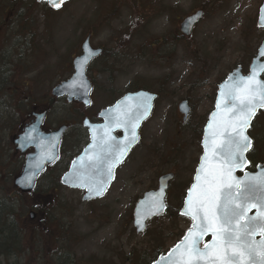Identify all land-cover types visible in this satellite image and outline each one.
<instances>
[{
  "label": "rangeland",
  "instance_id": "1",
  "mask_svg": "<svg viewBox=\"0 0 264 264\" xmlns=\"http://www.w3.org/2000/svg\"><path fill=\"white\" fill-rule=\"evenodd\" d=\"M262 1L71 0L52 11L36 0H0V200L15 206L19 225L30 233L27 252L10 264H151L180 239L191 222L176 210L201 156L199 131L216 85L237 66L247 74L256 57L264 39L256 26ZM198 12L201 19L184 36L180 25ZM88 36L104 54L87 69L93 90L90 108L83 109L52 99L51 91L70 79ZM135 89L159 98L138 147L101 198L84 202L83 192L60 185L56 174L65 154L34 195L13 189L23 164L13 139L33 112L46 111L44 131L68 126L63 148L70 151L84 130L82 117H94ZM183 100L193 108L186 123L177 108ZM253 129L257 165L264 163L263 115ZM169 173V211L136 234V202Z\"/></svg>",
  "mask_w": 264,
  "mask_h": 264
},
{
  "label": "snow or ice",
  "instance_id": "2",
  "mask_svg": "<svg viewBox=\"0 0 264 264\" xmlns=\"http://www.w3.org/2000/svg\"><path fill=\"white\" fill-rule=\"evenodd\" d=\"M49 2L59 8L63 0ZM261 55L264 56V52ZM259 72H264V64L252 69L247 77H230L232 84L227 91H221L225 101L231 102L230 107L225 105L231 115L221 118L215 126L212 123L208 125L209 129L214 128L211 156L218 163L206 167L205 162L209 161L206 140L205 155L195 177L198 183H194L189 190L183 213L191 216L193 225L183 241L170 251V264H264V239L258 245L251 239L257 232L264 237V171L248 176L246 180L233 182L231 177L234 169H242L248 164L244 154L251 148L252 142L245 133L257 108H264V81L257 80ZM80 87H85L83 82ZM140 107L146 114L147 107L142 104L132 117L124 120L133 129V140L129 144L135 139V127L141 118ZM216 107H221L219 100ZM215 116L216 113H213ZM120 122L117 120V124ZM127 148L128 145L113 148L105 144L103 154H97L89 167L101 177L106 174L110 179L112 167L120 162ZM79 179V186L87 187L90 193L100 195L104 191L103 178L85 183L86 177L81 174ZM160 207H163L162 202ZM257 208L256 214L247 215L251 209ZM208 233H211L212 240L201 248L200 241Z\"/></svg>",
  "mask_w": 264,
  "mask_h": 264
},
{
  "label": "water",
  "instance_id": "3",
  "mask_svg": "<svg viewBox=\"0 0 264 264\" xmlns=\"http://www.w3.org/2000/svg\"><path fill=\"white\" fill-rule=\"evenodd\" d=\"M67 0H63V3ZM38 3L47 4V6L52 10H57L59 8L54 7L49 0H36ZM61 6V5H60ZM201 18V13H197L192 17L186 18L181 24L180 31L184 36H189L193 26L197 23V21ZM257 28H264V0L259 9V17L256 23ZM261 52H264V40L257 51L256 57L250 62L248 74L244 75L242 73L241 67H237L233 70L226 79L218 86V90L216 93L214 109L209 116L206 127L204 128V134L202 139V155L199 159L198 165L195 169V175L193 177L192 184L189 188L192 189L194 183H198L195 180L198 169L202 162V157L205 155V141L208 143V154L209 161L205 162L206 167L210 165H215L218 163L217 160L212 159V132L213 129H209V123H212L214 126L217 121L221 118H228L231 113L226 109L225 105L227 104L230 107L231 102L225 101V99L221 96V91H227L228 87L232 84V80L229 78L232 77L236 79L238 77H247L251 74L252 69L258 68L261 64H264V56L261 55ZM102 51L100 49H93L90 46L89 37L85 39V41L81 45V54L76 57L73 62V74L65 82L60 83L51 91V95L56 99H63L67 101V103L75 102L77 104H81L84 108H88L90 106V93L92 91V87L90 82L86 77V70L89 64L97 57L101 55ZM264 72H259L257 75V80L263 81L262 75ZM81 82L85 87H80ZM156 100V95L149 94L144 91H138L135 93H128L117 100L112 106L102 110L98 115V118L101 120L100 124H91L87 119H85L82 123L83 127L87 129L89 145L84 150L83 154L75 159L69 168V171L61 177L60 184L63 187L81 190L85 194L83 196V201L90 202L93 199H97L103 196L109 184L111 183L113 176L108 179L107 175L104 174L103 177L99 173L95 171L94 168H90L89 165L92 164L93 159L97 154H103L102 150L105 148V144L112 146L113 148L116 146L124 147V145H128L127 151L124 153L122 157H120V162L116 163L112 170L123 163L127 155L130 151L137 145L138 143V132L143 123L150 117L153 103ZM218 100L221 102L220 109H217L216 105ZM146 105L147 113L144 114L143 107L139 108V112L141 113V118L139 119L136 127H135V139L129 144L132 138V126L126 125L124 120L128 117H132L133 114L137 112V108L139 105ZM178 111L182 115L183 121L186 120L189 115V109L186 103H182L178 106ZM264 111V108L258 107L255 115L252 117L250 121V125L256 115L260 112ZM213 113H216L215 118L213 117ZM46 116V112L39 111L38 115H35V120L28 126L22 129V133L14 139L13 144L15 146V151L20 154H25L28 150H31L28 153L23 162L21 173L14 178L13 180V189L17 190L21 195H28L32 193L35 189L37 180L40 178L42 173L45 171L47 167L52 166L58 160V150L61 143V140L64 134L67 131L66 126H60L56 130L51 132H43V122ZM117 120L121 122L117 124ZM249 125V127H250ZM247 128V130L249 129ZM246 130V135H247ZM120 133L121 137L116 138L115 134ZM250 150V149H249ZM248 150V151H249ZM247 151V152H248ZM245 159H246V154ZM248 164L244 165L242 169H234L231 177L233 182L236 180H246L248 176H256L262 171H264V164L257 165L255 168V172L248 173L245 172L242 178H237L236 173L242 172L246 169ZM103 172V169L101 170ZM83 174L86 179L85 183H89L91 180L105 179V188L102 194L96 195L94 192L90 193L87 187H81L79 176ZM202 179H203V174ZM173 178L172 174L165 175L159 178L158 187L156 191H150L143 195V197L136 203L135 208L133 210V227L136 231V234H141L144 232L147 221L159 217L163 215L166 211V206L164 203L166 188L168 186V182ZM243 186V185H241ZM189 190L186 192L185 199L182 203L181 209L179 211L180 216L188 217L192 220L191 216L184 215V211L186 208V199L188 197ZM198 190V189H197ZM195 195V192L193 193ZM163 204V207H160V204ZM29 219L32 221L34 219V214H29ZM193 221V220H192ZM193 225V224H192ZM192 227V226H191ZM188 233V232H187ZM186 233V234H187ZM207 236H211V233L206 234ZM205 235V236H206ZM184 239V238H183ZM183 239L179 242L181 243ZM202 241V240H201ZM200 241V242H201ZM200 246V245H199ZM172 250V249H171ZM170 250V251H171ZM165 255H160L156 261L152 264H170L169 262V253ZM163 257V259H162Z\"/></svg>",
  "mask_w": 264,
  "mask_h": 264
},
{
  "label": "flooded vegetation",
  "instance_id": "4",
  "mask_svg": "<svg viewBox=\"0 0 264 264\" xmlns=\"http://www.w3.org/2000/svg\"><path fill=\"white\" fill-rule=\"evenodd\" d=\"M179 31H180V29H179ZM170 42V41H169ZM169 42H168V40H167V43H168V45H167V48H169ZM103 52H102V55L100 56V57H102L103 56V54H104V50H102ZM160 56V55H159ZM99 57V58H100ZM98 58V59H99ZM97 60V59H96ZM224 80V79H223ZM223 80H221L217 85H216V91H217V87H218V85L223 81ZM156 99H158L159 98V95L158 94H156ZM215 96H216V92L214 93V96H213V101H212V104H211V109H210V113H211V111H212V109H213V106H214V101H215ZM157 101V100H156ZM156 101H155V103H156ZM115 102V101H114ZM113 102V103H114ZM183 103H186L187 104V106H188V109H189V115L187 116V118H186V120H182V118H181V121H182V123H186V121H187V119H188V117L191 115V111L193 110V108H192V110H191V107H190V103H189V101L188 100H183L182 101ZM181 102V103H182ZM112 103V104H113ZM112 104H110L109 106H107V107H110ZM106 107V108H107ZM105 109V108H104ZM210 113H209V115H210ZM36 114H35V112H33L32 114H31V118H29L28 119V121L26 122V124L23 126V127H25L26 125H27V123H31V121L35 118L34 116H35ZM98 115H99V113H97L94 117H87V116H84V117H82V119L84 120V119H87L91 124H99V123H101V120L98 118ZM209 115H208V117H209ZM264 116V111L263 112H261V113H259L258 114V116H257V118L255 119V121L258 119V117H260V116ZM208 117L206 118V120H205V122H204V124H203V126H202V128H201V130L199 131V135H200V140H199V146H200V148H201V153H202V139H203V129H204V126L206 125V122H207V120H208ZM255 121L252 123V125L250 126V128L247 130V135L249 136V138H250V140H251V142H252V146H251V148H250V150L247 152V154H246V159H247V161H248V163H249V165H248V167L245 169V171H243V172H238V173H236V177L237 178H242L243 177V174H244V172H249V173H253L254 171H255V168H256V164H255V162L253 161V158H252V153H253V149H254V147H255V143H256V140H255V136L253 135V132H254V124H255ZM81 128L82 129H84L83 130V132H84V134H83V132H82V130L80 131V133H79V135H78V139L77 140H75V141H73L72 142V147H71V150L70 151H67V149H66V151H65V149L63 148V139H62V141H61V144H60V147H59V157H58V160H57V162L54 164V165H52V166H50V167H48L46 170H45V172H44V175L49 171V170H52L53 168H55L56 166H58L59 164H60V159H61V156L62 155H64L65 154V156H67V162H65L64 164H62L61 166H60V169H59V171L57 172V176H64L68 171H69V168H70V166H71V163L75 160V159H77V158H79L82 154H83V152H84V150L87 148V146L89 145V140H88V133H87V129H85L83 126H81ZM22 131V128H21V130H20V132ZM66 135V134H65ZM138 135H139V138H138V144H139V142H140V131H139V133H138ZM115 137L116 138H120L121 137V134L120 133H116L115 134ZM64 138V137H63ZM83 139V140H82ZM138 144L131 150V152H130V154H129V156L131 155V153H133L134 152V150L138 147ZM66 152V153H65ZM129 156L125 159V161L122 163V164H120V165H118L117 167H115L114 169H113V171H112V176H121V171H122V168H123V166H124V164H125V162L128 160V158H129ZM250 156H251V158H250ZM254 157V156H253ZM198 163V162H197ZM169 174H171V173H169ZM169 174H165V175H169ZM165 175H162V176H165ZM173 175V174H172ZM195 175V170H194V173H193V175H192V177ZM162 176H160V177H162ZM159 177V178H160ZM173 179H174V175H173V178H172V180L171 181H169L168 182V186H167V188H166V193H165V200H166V197H167V191H168V188H169V185H170V183L173 181ZM114 180V179H113ZM159 180V179H158ZM112 184V183H111ZM191 184V183H190ZM190 186V185H189ZM157 187H158V181H157ZM189 188V187H188ZM187 188V189H188ZM187 191V190H186ZM186 191L184 192V196H183V198H182V201H181V203H180V206H179V209L178 210H176L177 211V215L179 216V217H181V218H184V219H187V220H189L190 222H191V224L189 225V228H188V230H186L185 232H184V234L180 237V239L177 241V242H175L174 243V245L173 246H171L167 251H165L164 253H161L160 251H158L157 252V254H156V258L154 259V261H156V259L160 256V255H165L166 253H168L171 249H173L184 237H185V235H186V233L189 231V229L191 228V226H192V220L190 219V218H188V217H182V216H180V213H179V210H180V208H181V204L183 203V201H184V199H185V194H186ZM166 206V212L163 214V215H161V216H159V217H156L155 219H158V218H160V217H162V216H164L165 214H167V212L169 211V206H167V205H165ZM259 207V206H258ZM257 210H258V208L257 209H251L248 213H247V215H249V216H251V215H254V214H256V212H257ZM251 239L253 240V241H255V242H257V245H258V242L261 240V239H264V237H262L260 234H259V232H257V234L255 235V236H253V237H251ZM211 240H212V237H210V236H204L203 237V239H202V241L200 242V247L202 248L203 247V245L205 244V243H210L211 242Z\"/></svg>",
  "mask_w": 264,
  "mask_h": 264
},
{
  "label": "trees",
  "instance_id": "5",
  "mask_svg": "<svg viewBox=\"0 0 264 264\" xmlns=\"http://www.w3.org/2000/svg\"><path fill=\"white\" fill-rule=\"evenodd\" d=\"M133 91L136 89L130 92ZM39 188L40 186L37 185L33 194ZM29 236L30 233H25L24 228L19 225L15 206L7 200H0V264H10L13 259H19L26 253L25 245Z\"/></svg>",
  "mask_w": 264,
  "mask_h": 264
}]
</instances>
